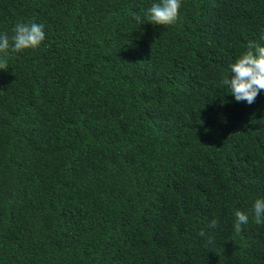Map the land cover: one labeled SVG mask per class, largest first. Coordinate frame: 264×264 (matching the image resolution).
Instances as JSON below:
<instances>
[{
	"label": "trees",
	"instance_id": "1",
	"mask_svg": "<svg viewBox=\"0 0 264 264\" xmlns=\"http://www.w3.org/2000/svg\"><path fill=\"white\" fill-rule=\"evenodd\" d=\"M154 2L0 0L46 34L0 69V264H264V90L220 84L264 0Z\"/></svg>",
	"mask_w": 264,
	"mask_h": 264
},
{
	"label": "clouds",
	"instance_id": "2",
	"mask_svg": "<svg viewBox=\"0 0 264 264\" xmlns=\"http://www.w3.org/2000/svg\"><path fill=\"white\" fill-rule=\"evenodd\" d=\"M182 0H158L147 9L148 22L155 25L171 26L179 20V10ZM140 21L139 16H135ZM46 39L44 25L36 22H20L12 29V35L0 34V69H8V57L10 53H19L27 49H38ZM264 30L261 31L259 39L249 40L245 50L229 66L230 75H224L220 84L234 95L237 102L253 104L264 90ZM254 222L257 225L264 224V198H257L253 205ZM249 222L248 215L241 211L234 212V230L236 234L242 231V225ZM218 221L212 219L209 229H215ZM200 236L206 235L204 230ZM211 239V237H208Z\"/></svg>",
	"mask_w": 264,
	"mask_h": 264
}]
</instances>
